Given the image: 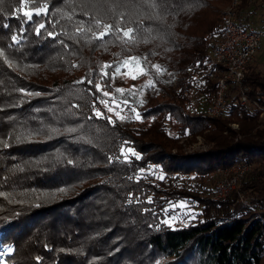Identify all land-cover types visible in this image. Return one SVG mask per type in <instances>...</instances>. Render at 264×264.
Instances as JSON below:
<instances>
[{"label": "trees", "instance_id": "trees-1", "mask_svg": "<svg viewBox=\"0 0 264 264\" xmlns=\"http://www.w3.org/2000/svg\"><path fill=\"white\" fill-rule=\"evenodd\" d=\"M230 1L0 0L6 264H264V73L248 65L221 115L190 108L194 90L213 102L220 73L208 46ZM41 7L25 22L21 9ZM105 24L112 30L97 39ZM133 61L145 70L142 95L120 76ZM196 136L209 147H180ZM127 147L140 159L125 161ZM239 162L250 165L245 177L213 200L208 181ZM183 200L200 207L197 217L163 224Z\"/></svg>", "mask_w": 264, "mask_h": 264}, {"label": "built area", "instance_id": "built-area-1", "mask_svg": "<svg viewBox=\"0 0 264 264\" xmlns=\"http://www.w3.org/2000/svg\"><path fill=\"white\" fill-rule=\"evenodd\" d=\"M241 0H231L221 11L220 35L212 39L208 46L210 70H218L213 102L208 109L209 115H221L225 108V92L228 85L239 84L248 65L252 63L262 47L264 32L250 26L249 11L243 10ZM241 102H246V95H241ZM261 118H264V107H260ZM237 127V124H232ZM182 140V139H181ZM151 163L144 170L151 171ZM250 165L246 162L235 163L219 168L212 192V199L224 201L237 188L245 177ZM242 199L243 195L239 193ZM264 212V206L262 208Z\"/></svg>", "mask_w": 264, "mask_h": 264}, {"label": "rangeland", "instance_id": "rangeland-1", "mask_svg": "<svg viewBox=\"0 0 264 264\" xmlns=\"http://www.w3.org/2000/svg\"><path fill=\"white\" fill-rule=\"evenodd\" d=\"M227 4L223 5L222 9ZM244 9H246L250 13V26L253 25L255 28L261 29L264 32V0H249L248 5L246 7H243V10ZM262 42V47L254 58V60L252 61V63L250 64V66L257 71L264 73V37ZM120 76L125 81L126 88L131 91L132 95L143 94L142 84L145 82L146 74L145 70L142 68L139 62H127L125 64V69L123 72H121ZM211 104L212 102H209L203 93L199 92L198 90H194L192 94V102L190 104V108L192 110L196 112H207ZM179 145L184 151H199L205 150L209 147V145L204 142V139L201 136H196L192 140L189 138L179 140ZM129 148L130 147L124 149L125 153H127V150ZM214 184L215 176L211 179V181H208V188H211L212 191ZM182 203L185 205L184 207H181ZM168 208L170 209V213L166 216V219L170 220L171 224L173 225L186 224L194 220L200 212V207L198 205L187 200L172 203L168 206ZM193 213L195 214V218L189 219L188 214ZM8 248L9 247L7 246H0V264H6L4 255L9 253L7 252Z\"/></svg>", "mask_w": 264, "mask_h": 264}, {"label": "snow or ice", "instance_id": "snow-or-ice-1", "mask_svg": "<svg viewBox=\"0 0 264 264\" xmlns=\"http://www.w3.org/2000/svg\"><path fill=\"white\" fill-rule=\"evenodd\" d=\"M22 2H23V0H22ZM20 11H22L23 17H26V18H27L25 22H28V21H31V20L33 19V16H40L41 14L46 13V8L41 7V8H36V9H34V10H33V9H21ZM100 23H101V22H100L99 20L96 21V24H97V25H100ZM6 27H7V26H6ZM44 27H45L44 24H39V25L37 26V28H36V33H37V35H39V34L41 33V30L44 29ZM103 27H104V29H106L107 31H102V32L99 34V36L97 37V39H101V40H103V38H104L106 35H108V34L110 33V31L112 30V28H113L112 25H108V24L103 25ZM132 32H133V29H131V28H129L127 31H124V32H123V36H124V38H126V39H130V38H131L130 34H131ZM48 36H49V37H52V36H53V33H52V32H48ZM12 41H13V42H16V41H17V36H15V35L12 36ZM133 59H135V58H133ZM197 66H199V61L197 62ZM104 67H105V72L101 73L102 76H106V75H107V71H106V69L111 68L112 65H105ZM154 67L159 68L158 65H157V66H154ZM117 71H119V69H117ZM133 78H135V77H133ZM79 83H83V81H79ZM89 83H91V81H89ZM151 84H152V82L150 81V82H149V86H151ZM99 89H100V86L97 85V90L99 91ZM21 91L23 92L24 90L21 89ZM117 91H123V90H121V89H117ZM30 95H31V94H30ZM36 95H39V94L37 93ZM104 95H107V93H104ZM111 110H112V109H109V111H111ZM95 117H96V118H103V117H102V113H101L100 111H95ZM140 118H141V114H140V113H137V114H136V119H140ZM109 119H110V118H109ZM4 147H8V144L5 143V144H4ZM121 154L124 156V160H125V161H128V160H129V154H130L131 156H135L136 159H140L139 155H137V154H136L131 148H129V149L127 150V153H125L124 149L121 148ZM67 164H68L69 166H73V165H74V161L71 160V159H68V160H67ZM60 191H63V189H61ZM130 197H131V194H130ZM131 202H132V200H131V198H130V199H129V203H131ZM136 202H139V201L137 200ZM148 203H151V199H150V198H149ZM184 206H185V205L182 203V204H181V207H184ZM146 211H147V209H146ZM188 218H189V219H194V218H195V214H194V213H193V214H188ZM162 223L168 225L169 227L172 226L170 220H168V219L163 220ZM157 227H159V225H157ZM11 251H12V248L9 247V248L7 249V252H11ZM37 259H39V258H37Z\"/></svg>", "mask_w": 264, "mask_h": 264}]
</instances>
